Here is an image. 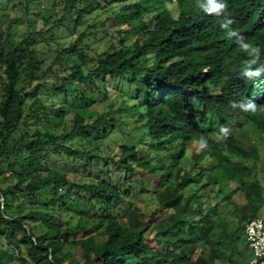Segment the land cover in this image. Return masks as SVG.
Returning <instances> with one entry per match:
<instances>
[{
    "label": "trees",
    "instance_id": "1",
    "mask_svg": "<svg viewBox=\"0 0 264 264\" xmlns=\"http://www.w3.org/2000/svg\"><path fill=\"white\" fill-rule=\"evenodd\" d=\"M25 1L26 31L0 24V264H257L244 227L264 222V0H51L49 16ZM19 197L28 213L12 215Z\"/></svg>",
    "mask_w": 264,
    "mask_h": 264
},
{
    "label": "rangeland",
    "instance_id": "2",
    "mask_svg": "<svg viewBox=\"0 0 264 264\" xmlns=\"http://www.w3.org/2000/svg\"><path fill=\"white\" fill-rule=\"evenodd\" d=\"M5 3H1L0 0V24H3L2 28L4 32L8 31V27L11 25V29L18 33V34H22L24 31H26L29 28V22L27 20V18H25L24 14H23V6L20 4L19 1H22V3H26L25 0H4ZM53 1L51 0H39V8L41 11V14L45 15V16H49L51 13H53ZM40 16H36V24L38 26H40L43 22L39 21ZM88 18H90L89 23L90 24H94L97 23L99 24V21L101 19H104V17L102 16V13L100 10H93L89 13ZM38 20V21H37ZM110 26L112 27V29H107L108 32H112L117 30V27L114 25L113 21H108L106 26ZM105 27H103L104 29ZM108 32H106L105 34H99L96 36V38L90 43V47L93 51L95 52H102L104 51L106 48H108L111 45L112 39L111 36L108 34ZM71 41V37L69 34L67 33H63V32H57L54 34L53 37L49 38L46 44H49L53 51L56 50V48L60 45L63 46H67L69 44V42ZM47 45H45V47H43V49L46 51L47 50ZM205 52L203 49L201 48H197V49H190L182 54H179L173 58H171L168 61L169 65H178L181 64L183 62H197L200 59H202L205 56ZM103 107L101 108L100 105H96L93 106L92 109H90V111H88L86 113V115H94L96 116L98 113L102 112ZM240 139L244 142V144L246 146H252L255 145L257 143V139L255 138V134H253L252 132H250L248 129L244 128L242 129L240 132H238ZM260 151L261 146H259ZM200 149V145L197 143H194L189 150H194L196 153L198 152V150ZM19 155L16 154L14 156H12L11 158H18ZM12 182L8 181L6 182V184L4 185L5 187L9 186ZM153 182L151 184H149V189L150 191H153ZM1 201V199H0ZM154 204V198L151 192H149L148 194L144 195L140 201L137 202L138 206H150ZM9 213L12 215H17V214H26L28 213V209H27V200L25 197H19L16 202H11V207L9 208ZM65 221H69L71 226H74L76 224V221L78 219V215L76 214H70L67 213L65 214L64 218ZM86 233L85 232H80L78 234L77 237H83L85 236Z\"/></svg>",
    "mask_w": 264,
    "mask_h": 264
},
{
    "label": "built area",
    "instance_id": "3",
    "mask_svg": "<svg viewBox=\"0 0 264 264\" xmlns=\"http://www.w3.org/2000/svg\"><path fill=\"white\" fill-rule=\"evenodd\" d=\"M2 203V202H1ZM248 248L257 264H264V222L260 217L251 218L244 227Z\"/></svg>",
    "mask_w": 264,
    "mask_h": 264
},
{
    "label": "clouds",
    "instance_id": "4",
    "mask_svg": "<svg viewBox=\"0 0 264 264\" xmlns=\"http://www.w3.org/2000/svg\"><path fill=\"white\" fill-rule=\"evenodd\" d=\"M227 8V3L224 2L222 4H216L214 2L211 3V11L216 14H220L222 10ZM233 22V21H230Z\"/></svg>",
    "mask_w": 264,
    "mask_h": 264
}]
</instances>
